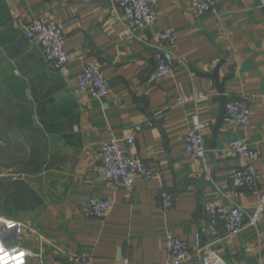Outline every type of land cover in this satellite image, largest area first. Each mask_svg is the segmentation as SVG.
<instances>
[{
	"label": "crops",
	"instance_id": "crops-1",
	"mask_svg": "<svg viewBox=\"0 0 264 264\" xmlns=\"http://www.w3.org/2000/svg\"><path fill=\"white\" fill-rule=\"evenodd\" d=\"M190 0H159L158 20L129 33L116 18L117 0H0V216L23 223L8 244L28 252L26 264H162L172 260L166 235L187 241L191 257L180 264H202L204 245L213 242L226 264H264V215L258 233L226 232L213 223L207 205L235 203L251 210L256 192L234 187L231 176L247 160L228 144L246 136L260 151L256 167L264 191V0H218L196 14ZM33 18L53 19L63 27L68 60L61 70L46 65L38 45L23 35ZM172 28V75L153 80V46ZM219 68L226 100L251 97L244 129L225 116L206 167L185 151L184 133L196 111L207 141L220 114L211 74ZM99 63L110 89L96 98L77 86L87 63ZM202 91L196 103L178 105L174 89ZM132 152L156 170L145 181L135 176L131 189L116 188L101 170V143L131 136ZM174 195L163 209L160 194ZM111 203L107 217L89 214L88 200ZM200 247H195L196 235Z\"/></svg>",
	"mask_w": 264,
	"mask_h": 264
},
{
	"label": "built area",
	"instance_id": "built-area-1",
	"mask_svg": "<svg viewBox=\"0 0 264 264\" xmlns=\"http://www.w3.org/2000/svg\"><path fill=\"white\" fill-rule=\"evenodd\" d=\"M217 1L190 0L189 4L196 14L201 15L211 10ZM118 8L121 9V12H115L116 18L120 21L123 19L126 31L133 33L137 28L152 25L158 20L159 0H117L116 9ZM23 35L28 42L41 48L44 62L52 70H61L65 66L68 55L64 50L65 35L59 22L53 19L33 18L24 25ZM177 40L178 35L172 28L164 29L158 34L152 53L153 69L150 76L153 80L172 75L173 65L169 60V55ZM77 86L80 90L88 92L96 98L104 97L110 92L106 76L99 63L92 62L84 66L77 78ZM174 94L178 105L196 103L198 99L204 97L202 91L183 94L179 88L174 89ZM250 103L251 97L247 94H239L226 100L225 120L230 127L244 129L249 124ZM207 128V124L199 118L195 111L191 116V128L183 135L186 153L191 159L199 161L203 167H206L208 162ZM138 131H140V127L136 126L133 134L127 138L117 139L111 136L101 143L100 161L94 170H101L104 178L116 188L131 189L135 176L138 175L145 181H149L157 174L151 165L132 153L136 149L135 136ZM228 149L248 161L247 164L233 171L232 185L256 192L257 203L248 211L235 203L219 205L216 201H212L207 205V213L213 223H216L218 219L223 220L229 235H237L248 229L258 233V226L264 215V191L258 190L261 175L256 167L260 151L252 146L246 136L231 140ZM160 197L163 209H169L173 205L175 199L173 194L163 191ZM88 204L89 214L98 219L107 217L111 209V203L103 199L90 198ZM0 218L14 223L12 228L0 223V244L10 255H19L20 251L27 252L24 248L16 244H8L6 241L12 233L14 235L22 233L23 223L3 216ZM200 243V235L197 234L195 247L199 248ZM213 244V242H209L204 245L202 264H226ZM166 249L173 258L162 264H180L189 259L192 254L187 241L169 233L166 235ZM27 257L28 252L23 257L24 264H26ZM68 258L79 264H90L88 258L76 253L69 254ZM121 264H128V260L123 259Z\"/></svg>",
	"mask_w": 264,
	"mask_h": 264
},
{
	"label": "water",
	"instance_id": "water-1",
	"mask_svg": "<svg viewBox=\"0 0 264 264\" xmlns=\"http://www.w3.org/2000/svg\"><path fill=\"white\" fill-rule=\"evenodd\" d=\"M224 62V54H221V60L217 64V66L214 68L211 74H206L210 78L214 80L215 88L219 94V100H220V114L219 117L214 125H212L211 129V135L208 139V150H213L217 145V135L220 133V129L222 126V122L225 116V103H226V97L224 95V83L227 79V77L220 80L219 77V68Z\"/></svg>",
	"mask_w": 264,
	"mask_h": 264
},
{
	"label": "clouds",
	"instance_id": "clouds-1",
	"mask_svg": "<svg viewBox=\"0 0 264 264\" xmlns=\"http://www.w3.org/2000/svg\"><path fill=\"white\" fill-rule=\"evenodd\" d=\"M0 223L5 224L8 228H12L14 223L12 221L3 220L0 218ZM27 255L26 251H20L19 255H10L8 251L5 250V247L0 244V264H24L23 257Z\"/></svg>",
	"mask_w": 264,
	"mask_h": 264
}]
</instances>
